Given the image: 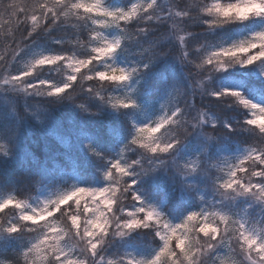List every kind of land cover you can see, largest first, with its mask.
Here are the masks:
<instances>
[{
	"label": "trees",
	"instance_id": "trees-1",
	"mask_svg": "<svg viewBox=\"0 0 264 264\" xmlns=\"http://www.w3.org/2000/svg\"><path fill=\"white\" fill-rule=\"evenodd\" d=\"M109 1L126 4L133 0ZM210 2L158 0L164 14L169 10L190 14L181 15L184 17V32L172 34L176 30L172 28L174 21L170 17L171 20L163 22L151 21L153 27L143 36H137L136 33L139 28L148 27V24L133 22L122 36L119 50L128 63L133 61L138 66L146 63L144 57L150 54L153 40L159 41L157 48L163 53L146 68H139L141 77L136 89L139 101H157L163 92L171 90L176 96L175 104L183 106L185 102H191L194 96L199 115L206 120L201 123L200 119L199 123L190 126L183 141L165 156L164 160L167 161L177 150L195 152L203 144L211 148H235L239 145L256 147L264 136L258 135V130L253 131L246 124L250 113L238 99L214 95L225 89L238 88L243 94L264 102V78L256 74L254 62L242 64L239 58L233 57L227 67L208 71L210 66L205 64L203 69L196 68V64L207 57V49L239 32L248 31L256 20V17H248L218 24L209 23L217 19L203 11ZM31 3L32 0H0V136L8 146L5 152L0 149V195L14 191L22 199L36 195L42 182L58 180L60 175L70 171L77 172L84 183H92L117 155L122 143H131L133 146L131 137L135 131L132 119L134 108L114 106L110 99L116 82L106 90L105 86L78 77L77 85L82 84L84 87L81 89L77 86L70 96L53 95L46 88L30 89L24 83L11 80L10 77L17 74L15 70H21L35 46L82 57L92 47L93 34L88 27L78 26L74 19L47 31L44 29L50 21H41L33 32L30 19L23 22L26 14L14 8L17 4L24 7ZM91 27L96 29L97 25ZM119 28L122 34L123 29ZM28 33H32L33 39L24 48ZM180 36H183V43ZM144 49L149 51L145 52ZM184 51L188 55L182 60ZM64 67L59 64L45 66L28 79H60L64 75ZM82 72H86V69H82ZM89 88L93 89V93ZM197 115L196 110L190 109L188 119L195 123ZM128 151L132 161L141 157L143 166H148L143 161V150L135 147ZM178 175V171L165 163L163 170H158L154 177L146 176L139 181L144 193L163 200L164 209L170 215H178L180 211L193 206L192 199L182 196L184 194ZM121 202L128 203L123 199ZM260 205L256 209H261L260 219L264 226V205ZM10 212L6 213L7 216ZM10 215L16 216L17 211ZM34 227L39 228L33 225L22 228L19 233L0 232V257L11 259L12 254L20 252L22 241L37 234ZM155 233V229L141 228L129 231L126 235L110 236L104 246L103 259L98 264H112L127 244L141 247L158 245L160 238ZM200 240H204L203 234H200ZM13 264L16 262L13 261ZM19 264H24L22 257Z\"/></svg>",
	"mask_w": 264,
	"mask_h": 264
},
{
	"label": "snow or ice",
	"instance_id": "snow-or-ice-1",
	"mask_svg": "<svg viewBox=\"0 0 264 264\" xmlns=\"http://www.w3.org/2000/svg\"><path fill=\"white\" fill-rule=\"evenodd\" d=\"M14 8L26 14L23 22L30 19L33 32L41 21H50L44 29L47 31L74 19L78 26L88 27L90 33L97 38L93 41L95 46L91 47L83 58L75 53L41 55L27 70H15L17 74L10 77L14 83H24L30 89L46 88V91L50 90V94L70 96L77 86L81 89L84 87L82 84L77 85L78 77L105 86L107 90L113 82L128 80L139 68H146L158 55L163 54L157 48L159 41L153 40L150 44V54L144 57L146 63L138 68L126 69L107 64V58L120 48L122 36L127 33L130 24H148V27L139 28L136 33L137 36H143L150 32L153 27L150 22L153 20L163 22L171 20L169 18L174 15L190 16L187 12L180 14L170 10L164 14L158 0H143V3H133L126 9L108 8L104 0H32L30 5L21 7L17 4ZM203 11L217 17L215 21L209 22L213 24L231 19L243 20L249 16H264V0H212ZM91 25H97L99 29H94ZM109 25H119L123 29L122 35L115 39L104 37L100 29L103 30ZM172 28L176 30L175 22ZM175 33L176 31L172 34ZM32 39V33H28L24 48ZM180 40L183 43V36H180ZM143 51L148 52L149 49ZM187 55L184 51L182 60ZM233 57L239 58L242 64H252L255 61L264 63V31L256 32L251 39L239 44L217 48L196 64V68L203 69L205 64L210 66L208 71L216 67H227ZM58 64H67L71 69L67 82L28 79L35 76L38 69ZM82 69H86V72H82ZM198 75L201 76V72ZM89 91L93 93L92 88H89ZM214 95L235 97L240 104L252 109L251 118L246 124L251 126L253 131L258 130V135L264 134V105L252 103L236 89H225ZM111 101L114 106L125 108L135 104V101L127 96L115 95ZM190 109L198 112L194 118L195 123L188 119ZM201 118L193 96L191 102H185L183 106L172 105L157 120L139 126L132 143L143 149V161H146L149 167L145 168L142 160L130 163L122 159L114 160L106 173L109 182L104 187L76 188L39 209H28L25 202L16 197L0 201V232L5 230L4 221H7L6 231L9 233H19L22 228L33 225L40 226L34 227L37 235L33 243L24 251L12 254L11 259H0V264H13V261L19 264L21 257L24 264H29V261L30 264H98V261L103 259L104 246L110 236L126 235L129 231L141 228L155 229L156 236L163 244L150 260L129 259L128 264H209V261L211 264H264V235L257 234L248 220L233 219L236 216L201 209L189 212L180 223L174 224L168 219L162 221L165 216L154 206L147 204L136 190L135 177L138 173L132 170L133 166L140 165V172L152 170L158 160L162 162L161 155L174 151L189 133L190 126L199 123ZM227 173V177L219 181L226 192L254 194L264 200V136L258 146L251 148L246 155L231 164ZM117 175L120 177L119 181L115 179ZM118 192L127 204H118ZM5 210H20L19 219L9 220ZM117 212L120 215H117ZM56 213L64 217L66 229H57L55 223L49 221ZM217 217L225 225L223 229L217 223ZM41 221L45 223L41 224ZM194 221L196 224L192 223ZM230 223L236 225L234 230L228 227ZM44 228L47 230H42ZM200 234L206 238V243H200ZM64 237L76 243L62 246ZM221 245L227 249L224 257L213 258L212 254Z\"/></svg>",
	"mask_w": 264,
	"mask_h": 264
},
{
	"label": "rangeland",
	"instance_id": "rangeland-1",
	"mask_svg": "<svg viewBox=\"0 0 264 264\" xmlns=\"http://www.w3.org/2000/svg\"><path fill=\"white\" fill-rule=\"evenodd\" d=\"M212 2V0H211ZM208 3V7L210 4ZM105 6L108 8L116 9V8H128L133 3H143V0H133L130 3L122 4L118 1H109L104 0ZM173 12V11H171ZM175 13V12H173ZM249 17H256V20L254 24L250 27L248 31L239 32L234 37L227 39L224 42L214 44L212 47L207 49V55L213 51H215L217 48L220 47H227L234 44H239L241 41L251 39L253 35L256 32L264 31V16H249ZM172 21L176 23V32L183 33V16L181 15H174L172 17ZM96 29H99V26H97ZM102 31V35L108 39H115L120 37L121 31L119 28V25H109L105 27ZM94 36V35H93ZM93 41H95L97 38L94 36ZM92 47L95 46L92 42ZM60 52L52 51L44 46H35L30 51L29 55L25 59V63L23 64V67L21 70H27L28 67L31 65V63L39 58L41 55H47V54H58ZM63 54V53H61ZM66 54V53H65ZM72 55V54H67ZM78 57L83 58L82 56L76 54ZM107 64H112L114 66L123 67L126 69H133L138 68V65H136V62L130 61L129 63L125 60V57L122 56V52L118 49L111 57L107 58L106 61ZM255 71L256 74L260 75L264 78V63L260 61H255ZM64 75L60 77V79H49L47 77L41 78L44 80H53L56 83H62L67 82L68 75L71 74V69L68 68L67 64H64ZM91 74V73H88ZM140 74L139 70L134 72L131 77L124 81V82H116L115 89L113 93L111 94V97H114L115 95L119 96H127L130 97L135 101V104L132 106L134 108V114L132 119H134L135 124V131L132 134L131 140L133 139L136 129L144 124H147L149 122L157 120L160 116L164 115L165 111H167L168 107H171L172 105H175V93L171 90H167L163 92L162 97L159 98L157 101H139V98L136 94L137 84L140 80ZM35 81V80H34ZM45 89V88H44ZM236 90H239L238 88ZM240 91V90H239ZM241 92V91H240ZM242 93V92H241ZM243 94V93H242ZM243 96L250 100L252 103L257 105H264V102L260 99L253 98L249 95L243 94ZM248 108V107H247ZM251 118L252 115V109L248 108ZM206 120L204 117L201 118V123H205ZM130 140V141H131ZM131 143L126 144L125 142L122 143V146L118 149L117 155L112 158V160L109 162V165L105 167L102 170V175L96 178L92 181V183H84L82 181V178L80 175H78L75 171H70L67 173H63L60 175V178L58 180L56 179H50L47 182H42L39 185L38 193L29 199H22L19 196H16L14 191H7V193H3L0 195V201H3L9 197H16L18 199H21L25 202V205L28 209H39L44 207L49 202L57 199L61 195L73 191L76 188L80 187H89V188H100L104 187L108 184V178L106 176L107 171L109 170V167L111 165V162L117 159H122L123 161L131 162L132 159H130L129 155V149H133L135 147H139L138 145ZM255 146L253 145H239L238 147L231 148V147H225V146H218L211 148L209 145H200L197 147V150L195 152L189 151V149L182 152L181 150H177L175 155L170 159V161L164 160L165 156L169 155V153H165L161 155L162 162L158 160L155 164V166L150 171L146 172H140V165H134L133 171H136L138 175L135 177L137 179L136 184V190L140 193V195L143 197V199L146 201L147 204L154 206L157 211L162 213L165 217L163 219H168L172 223H180L183 221V219L187 216V214L191 211H199L201 209H206L211 213L221 212L229 214L230 216H236L233 217V219H246L249 222L252 223L255 231L257 234L264 235V226L262 225V219L261 217V209H256L258 207H261L260 203H262V206L264 205V200H260L256 195L254 194H245V193H237V192H226L224 189H222L220 185V179L226 178L227 168L233 164L236 163V161L239 158H242L244 155L247 154V152ZM0 149L2 151H7L8 146L3 137L0 136ZM140 150H143L139 147ZM135 160H141V157L136 158ZM134 161V160H133ZM172 166L173 170L176 172H179V179H180V185H181V191L187 199L193 200V206H190L188 209L180 211L178 215H170L167 214L164 205L165 203L163 200L155 199L147 193H144L143 190L140 187V179H145L146 176L154 177L156 172L158 170H163L164 165ZM145 168L149 167L144 166ZM164 172V171H163ZM165 173V172H164ZM117 181L120 180V177L117 175L115 177ZM117 196L120 197V200H118V204H124L121 202L120 193H117ZM126 204V203H125ZM74 208V205H73ZM17 215L12 216L10 213L8 214L9 220H18L20 216V210H16ZM5 212H9V210H5ZM56 213L54 214V217H50L49 221L52 223H55L57 229L59 228H67V225L64 223V217L57 216ZM117 215H120L119 212L116 213ZM217 223L220 225L221 229L225 227L223 222L219 221L218 217L216 218ZM44 221H41V224H44ZM193 224H196V222H192ZM5 224V230L7 228V221H4ZM39 226V225H38ZM40 227V226H39ZM191 228L192 225H189ZM198 227V225H197ZM228 227L232 230L235 229V224H229ZM46 231L47 229H42ZM194 234V233H190ZM37 234L27 238L26 240L22 241V249L21 251H24L27 246H29L31 243L34 242V237ZM75 241L69 240L68 237H64L61 241V245L67 247L68 245L75 244ZM201 244L206 243V238H204L203 241L200 240ZM163 241L160 239V242L158 245H148V247H141V246H134L132 244H127L124 246L123 250L121 251L120 255H117V257L114 258L112 261V264H128L129 259H136V260H144L148 261L150 260L158 251L159 248L162 246ZM233 246L234 241H233ZM227 252V249L225 246L221 245L217 247L215 254L213 255V258H223L224 254ZM0 259H2L0 257ZM24 261V260H23ZM99 262V261H98ZM30 264V261H29ZM209 264H211V261H209Z\"/></svg>",
	"mask_w": 264,
	"mask_h": 264
}]
</instances>
